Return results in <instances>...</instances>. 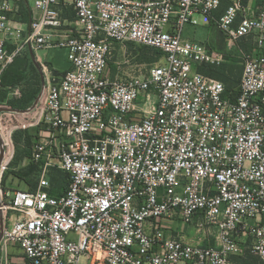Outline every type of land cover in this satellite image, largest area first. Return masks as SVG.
Masks as SVG:
<instances>
[{"label": "built area", "instance_id": "1", "mask_svg": "<svg viewBox=\"0 0 264 264\" xmlns=\"http://www.w3.org/2000/svg\"><path fill=\"white\" fill-rule=\"evenodd\" d=\"M221 6L0 0V112L22 96L3 85L18 58L29 55L45 81L36 190L4 188L0 167V248L30 264H236L247 251L264 262V2L251 15L243 0L218 16ZM197 16L255 46L241 55L234 99L199 71L227 57L186 37ZM129 44L162 57L145 68L115 61ZM54 49L68 52L64 74L47 60ZM54 168L69 175L62 196L50 193ZM180 224L214 244L185 242Z\"/></svg>", "mask_w": 264, "mask_h": 264}, {"label": "rangeland", "instance_id": "2", "mask_svg": "<svg viewBox=\"0 0 264 264\" xmlns=\"http://www.w3.org/2000/svg\"><path fill=\"white\" fill-rule=\"evenodd\" d=\"M196 18L200 23L198 28L200 30H204L203 27L205 25L203 24V18L201 16H197ZM206 30L211 33L210 29L209 30L206 29ZM190 31L187 29V34H186V37H188L189 40L196 42L201 39L198 36L197 40L195 41L194 36L193 34H191L192 32ZM226 42L228 44V48L231 47L233 44L231 43V41H226ZM228 48L226 50L229 51L230 49ZM218 52L224 54L223 50H220ZM155 56H156L155 52L149 48L129 44L126 45L124 48H121V50L118 52L114 60L121 61L125 59L134 67L145 68L158 60V59L155 61L153 60V58H156ZM47 58L48 60H50L51 65L55 70L61 73H64L68 70V66L70 63L68 61V52L65 49L51 50L48 52ZM230 60L235 62V64H233V66L235 67L233 68H234V74L236 75L238 73L237 62L239 61L241 63L242 57L240 56L239 58L237 56H232ZM203 66H209V65H203ZM111 69L112 71H115L116 69L115 63H111ZM34 78L35 77L32 71L29 68H27L26 83L30 85L34 84L35 83ZM44 82L45 81L42 77L41 88L39 87V84L37 85L36 88L37 92L38 89H40V92L37 93V97L33 103V105L40 103L41 108H43L44 106V100H42L43 92L45 89ZM139 99H140L139 101H144V97L142 96H140ZM2 110L3 111L0 112V161L3 162L2 180H4L6 182V186L10 188L21 191H27L29 189V185L25 181H22L16 175H21L23 177H26V179L29 182H36L37 179L36 173L29 174L28 168L32 164V160H31L32 150L34 144L38 139L40 125H39V119L36 120L37 118L36 115L39 109L35 110L33 115L27 116L24 119L19 120V123L23 126V128L16 129L14 132H12L11 136L7 135V133L9 132L7 128L8 125L9 124L17 125L18 123L15 121V119L12 116H9L10 114L7 113L10 110L9 105L3 107ZM13 113H19V112L15 111ZM53 170H55L54 175L57 176V178L55 179V184L61 186L65 185V180L58 172L60 170L56 168H54ZM212 239L209 241L210 244H214L215 242L214 239L213 240ZM22 257H23L22 252L17 248H9L4 253L0 248V264H30L28 261H23ZM243 259L248 264H264L263 262L258 260V258L253 256V254L250 251L246 252L245 258Z\"/></svg>", "mask_w": 264, "mask_h": 264}, {"label": "trees", "instance_id": "3", "mask_svg": "<svg viewBox=\"0 0 264 264\" xmlns=\"http://www.w3.org/2000/svg\"><path fill=\"white\" fill-rule=\"evenodd\" d=\"M228 5L229 4L223 6V8L220 9L218 16L222 15L225 12ZM19 19L23 22H26V23L31 22V19H32L31 15H30V10L27 7V5L24 3V1L22 4V11H21ZM151 50H153L155 52V55H156L155 56L156 58H153L154 61L157 59L159 60L162 57V53L160 51H157L154 49H151ZM51 67H52V65H51ZM27 68H29L32 71V73L35 77L34 78L35 79L34 84L30 85V84L26 83L27 82L26 81L27 80L26 79L27 78ZM199 71L206 76L213 77V78H216V79L222 81L226 86L227 93L228 94L231 93V87L230 86L232 85V81L229 80L230 78H229L228 74H230V75L234 74L233 68H230L228 70L227 67H225V66H211V65H209V66L199 67ZM227 71H228V74H227ZM242 72H243V68H242ZM54 73L55 74H64L65 72L61 73L57 70H54ZM38 84H39V87L41 88L42 76H41V72H40L39 68L33 62L32 58L29 55L18 58L7 69V71L4 73V76H3V85L5 87L21 86L23 88L22 96L19 99L14 98L9 102L8 105L10 106V109H11L9 111L24 110V109L31 107L33 105L36 97H37V93L40 92V89H38V92L36 90ZM0 98L2 100H4L6 98V93H4V92L1 93ZM38 106H39L38 103L36 105H34L32 112L35 111L38 108ZM9 111L8 112L4 111V112H7L8 114H10L9 116H12L15 119V121L18 123L17 125H14V124L8 125L7 128L9 130V132L7 133V135L11 136L12 132H14L16 129L23 128V126L19 123V120L24 119L31 112L13 113V112H9ZM11 121H12V119H11ZM28 169H29V172H28L29 174L36 173V175H37L36 182H29L26 179V177H23L21 175H16V174L15 175L17 177H19L22 181H25L29 185L28 190L34 191V190H36L37 185H38V177H39L40 169H39V166L33 162ZM54 171L55 170L51 171V174H50V179L52 182V189L50 190V193L52 196H62L66 193V191L68 189L69 175L62 172V171H58L61 174L62 178L65 180V185H62V186L56 185L55 179L57 178V176L54 175ZM2 184H3L4 188L8 187V186H6V182L4 180L2 181ZM243 258H245V255L233 257L232 261H234L236 264H248L245 262V260ZM258 260H260V259L258 258Z\"/></svg>", "mask_w": 264, "mask_h": 264}, {"label": "crops", "instance_id": "4", "mask_svg": "<svg viewBox=\"0 0 264 264\" xmlns=\"http://www.w3.org/2000/svg\"><path fill=\"white\" fill-rule=\"evenodd\" d=\"M27 1H29V3L32 4L34 0H27ZM262 2H264V0H243V4L247 8L249 15H251V13L256 12L257 8L262 4ZM227 4H229V0H222L221 8H223V6ZM219 12H218V15H219ZM203 28L204 30H200L198 26L194 28L190 26L188 30L189 31L191 30L190 32H192L191 34H193L195 41L197 40L198 36L201 38L200 40L196 41V43L204 44L210 50H215V51L223 50L224 54L227 57V62L223 66L227 67L228 70L230 68L235 67L233 66L235 62L230 60L232 56H237L240 58V56L245 52L255 51V46L251 40H240L238 42L231 41V43L233 44L231 47L228 48V44L226 41H229V40H226V38L219 32V30L217 29L214 23H212L209 26L205 25ZM206 29L208 30L210 29L211 33L207 31ZM227 48L230 50L229 51L226 50ZM48 62H50V60H48ZM237 65H238V71H239L238 74L230 75L228 74V71H227V74L230 78L229 80L232 81V85L230 87H231V95L233 99L237 96L239 92V85H240L242 74H243L242 65L239 61L237 62ZM69 68H70V64L68 66V69ZM37 109L39 110L36 115L37 116L36 120L40 118L41 113H42L40 108H37ZM30 112L31 113L28 116L33 115L35 111L33 112L30 111ZM180 229H181V232L179 234H176V233L175 234L180 235L185 242L191 243V244L211 245L209 243V241L212 239L211 237H205L201 234H197L193 228L188 227L184 224H180ZM170 234L175 235L173 231H171L169 235Z\"/></svg>", "mask_w": 264, "mask_h": 264}, {"label": "water", "instance_id": "5", "mask_svg": "<svg viewBox=\"0 0 264 264\" xmlns=\"http://www.w3.org/2000/svg\"><path fill=\"white\" fill-rule=\"evenodd\" d=\"M33 108H34V105H32L31 107H29V108H27V109H24V110H12L11 112H15V111H17V112H19V113H25V112H30V111H32ZM10 110H11V109H10ZM2 163H3V162L0 161V167H1Z\"/></svg>", "mask_w": 264, "mask_h": 264}, {"label": "bare ground", "instance_id": "6", "mask_svg": "<svg viewBox=\"0 0 264 264\" xmlns=\"http://www.w3.org/2000/svg\"><path fill=\"white\" fill-rule=\"evenodd\" d=\"M38 104H39L38 108H40L41 112H42L41 104L40 103H38ZM1 250L3 253L6 251L4 245H2Z\"/></svg>", "mask_w": 264, "mask_h": 264}]
</instances>
